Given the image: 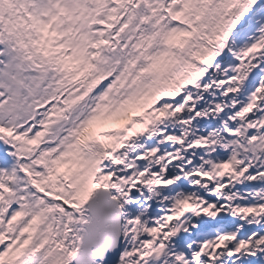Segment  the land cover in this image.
Returning a JSON list of instances; mask_svg holds the SVG:
<instances>
[{"label": "snow or ice", "instance_id": "1", "mask_svg": "<svg viewBox=\"0 0 264 264\" xmlns=\"http://www.w3.org/2000/svg\"><path fill=\"white\" fill-rule=\"evenodd\" d=\"M0 264H264V0H0Z\"/></svg>", "mask_w": 264, "mask_h": 264}]
</instances>
